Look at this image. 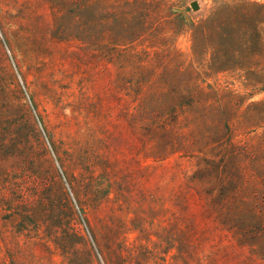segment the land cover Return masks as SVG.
<instances>
[{
	"label": "rangeland",
	"instance_id": "1",
	"mask_svg": "<svg viewBox=\"0 0 264 264\" xmlns=\"http://www.w3.org/2000/svg\"><path fill=\"white\" fill-rule=\"evenodd\" d=\"M0 264H264V0H0Z\"/></svg>",
	"mask_w": 264,
	"mask_h": 264
},
{
	"label": "water",
	"instance_id": "2",
	"mask_svg": "<svg viewBox=\"0 0 264 264\" xmlns=\"http://www.w3.org/2000/svg\"><path fill=\"white\" fill-rule=\"evenodd\" d=\"M190 7L193 11H197L199 9V5L196 2H193ZM187 11H189V9H187Z\"/></svg>",
	"mask_w": 264,
	"mask_h": 264
}]
</instances>
